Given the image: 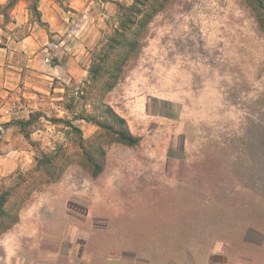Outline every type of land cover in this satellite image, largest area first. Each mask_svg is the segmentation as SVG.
<instances>
[{
    "label": "rangeland",
    "instance_id": "1",
    "mask_svg": "<svg viewBox=\"0 0 264 264\" xmlns=\"http://www.w3.org/2000/svg\"><path fill=\"white\" fill-rule=\"evenodd\" d=\"M85 21L78 78L11 90L23 147L4 175L0 148V246L45 195L76 204L122 162L188 155L228 198L232 264H264V0H0V45Z\"/></svg>",
    "mask_w": 264,
    "mask_h": 264
},
{
    "label": "crops",
    "instance_id": "2",
    "mask_svg": "<svg viewBox=\"0 0 264 264\" xmlns=\"http://www.w3.org/2000/svg\"><path fill=\"white\" fill-rule=\"evenodd\" d=\"M89 25L85 21L76 35L57 42L39 28L0 45L2 175L22 160L19 128L8 124L11 90L45 83L36 77L78 78ZM140 159L145 161L122 162L131 166L95 179L91 196L79 197L90 203L68 204L62 190L43 196L3 240L0 264H232L228 198L213 196L206 182L214 173L195 171V158L188 155ZM137 163L155 166L135 171ZM239 257L242 264V251Z\"/></svg>",
    "mask_w": 264,
    "mask_h": 264
},
{
    "label": "trees",
    "instance_id": "3",
    "mask_svg": "<svg viewBox=\"0 0 264 264\" xmlns=\"http://www.w3.org/2000/svg\"><path fill=\"white\" fill-rule=\"evenodd\" d=\"M118 120L120 122H123V118L122 117H119ZM16 124L18 125L20 128H22V124H23V121L22 120H12L11 122H9L8 124ZM117 134L119 135V139L121 140H124L126 143H129V144H133L136 139L128 136V135H124V133L120 132V131H117ZM3 205H4V197H0V215L1 213L3 212Z\"/></svg>",
    "mask_w": 264,
    "mask_h": 264
},
{
    "label": "built area",
    "instance_id": "4",
    "mask_svg": "<svg viewBox=\"0 0 264 264\" xmlns=\"http://www.w3.org/2000/svg\"><path fill=\"white\" fill-rule=\"evenodd\" d=\"M83 25H84V22L82 24H79V25L78 24L74 25V27L70 31H68L67 37H73L74 35H76L77 31L81 27H83ZM62 43H63V41H60V44H62ZM54 46L56 47V45H54ZM66 49L70 50V47L68 45H66Z\"/></svg>",
    "mask_w": 264,
    "mask_h": 264
}]
</instances>
